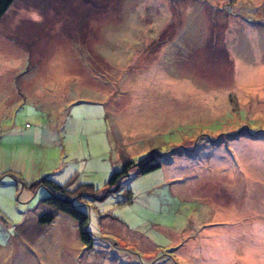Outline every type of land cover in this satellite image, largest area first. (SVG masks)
<instances>
[{
  "label": "rangeland",
  "instance_id": "obj_1",
  "mask_svg": "<svg viewBox=\"0 0 264 264\" xmlns=\"http://www.w3.org/2000/svg\"><path fill=\"white\" fill-rule=\"evenodd\" d=\"M149 156L161 167L139 174ZM44 178L92 187L73 201L91 248L64 213L38 223ZM0 264H264V0H14L0 17Z\"/></svg>",
  "mask_w": 264,
  "mask_h": 264
},
{
  "label": "trees",
  "instance_id": "obj_2",
  "mask_svg": "<svg viewBox=\"0 0 264 264\" xmlns=\"http://www.w3.org/2000/svg\"><path fill=\"white\" fill-rule=\"evenodd\" d=\"M13 2L14 0H0V17L5 14V12L8 10V8L12 5ZM214 10L215 9H210L208 13L211 11L214 12ZM251 11L256 13L257 8H251ZM210 89L211 88L208 87V90ZM135 165V163L130 161L128 163H125L121 170L113 172L109 176V179L105 185L107 186V189L104 190V194H106L107 192H112V188L115 186L116 188H118V183L121 181L122 178H124L128 174V171ZM136 166L138 168L139 174H146L160 168L161 164L157 159L154 158V156H149L148 158H145L144 160L139 162ZM41 181L46 185L49 191V196L46 197L44 201L47 203V205L51 207V210L49 212L43 213L38 218V223L49 224L54 219L55 212L64 213L77 222L80 241L83 245L91 248L93 244V239L92 235L87 231L89 217L87 214L80 211V209L74 205L73 201L75 197L79 198L80 194L89 196L92 195L93 198L96 199L92 187L90 185H80L76 189L70 190L69 187H66L67 185H58L47 178H44ZM175 249L176 248H174L173 250Z\"/></svg>",
  "mask_w": 264,
  "mask_h": 264
},
{
  "label": "crops",
  "instance_id": "obj_3",
  "mask_svg": "<svg viewBox=\"0 0 264 264\" xmlns=\"http://www.w3.org/2000/svg\"><path fill=\"white\" fill-rule=\"evenodd\" d=\"M245 80H247V79H245ZM247 81H249V80H247ZM251 82V81H250ZM246 87H248V88H246ZM210 90H212V87L210 86ZM234 88V89H233ZM235 89H236V91H235ZM238 89H241L242 90V93L241 94H245V93H248V90L247 89H250V87H249V84H247V86L246 85H242L241 83H240V85L239 86H236V85H234L233 87H230V88H228V92H236V94H238L239 95V93H238ZM228 92H226L224 95V97H226L227 95H228ZM243 98H245V97H243ZM204 226H205V222H203V223H197L196 224V228H197V234H195V236H193L191 233H189V235H190V237H196V240H197V238H198V236H200V233L205 229L204 228ZM184 234V236L185 235H187V233L185 234V233H183ZM235 236H243V233H239V235L238 234H235ZM206 237H208V235L206 236ZM191 242H193L194 244H196L195 242L196 241H191ZM214 243V241H210V242H206V245L207 246H209V244H213ZM227 243H228V245H231V243H232V241L230 242V239H228V241H227ZM193 245V244H192ZM180 248H182V247H180V245H179V248H177V250H176V255L177 254H179V250H180ZM186 252H188V249H186L183 253H182V256H181V258H183V256H184V254L186 253Z\"/></svg>",
  "mask_w": 264,
  "mask_h": 264
}]
</instances>
